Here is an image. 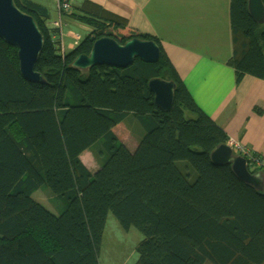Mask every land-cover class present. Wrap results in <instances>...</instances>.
Segmentation results:
<instances>
[{
    "label": "trees",
    "instance_id": "16d2710c",
    "mask_svg": "<svg viewBox=\"0 0 264 264\" xmlns=\"http://www.w3.org/2000/svg\"><path fill=\"white\" fill-rule=\"evenodd\" d=\"M65 1L61 14L92 29L68 51L47 7L15 0L44 35L35 65L44 83L23 77L18 47L0 38V264H100L110 213L142 233L135 264H264V188L212 162V150L230 138L196 102L160 38L133 35L157 42V62L75 68L98 38L125 42L108 28L126 21L87 0L73 8ZM230 16L236 80L263 78L264 24L248 0H231ZM154 77L176 83L168 111L149 88ZM121 122L135 133L134 151L114 132ZM89 148L100 159L93 172L81 159ZM43 184L64 198L59 214L33 197Z\"/></svg>",
    "mask_w": 264,
    "mask_h": 264
},
{
    "label": "crops",
    "instance_id": "0c3cea01",
    "mask_svg": "<svg viewBox=\"0 0 264 264\" xmlns=\"http://www.w3.org/2000/svg\"><path fill=\"white\" fill-rule=\"evenodd\" d=\"M53 1V4H47L38 0L39 4L48 8L51 25L61 18L62 27H71L70 36L62 41L63 49L68 51L81 40L80 35V40H76L78 35L74 36V30L84 29L90 35L92 29L65 18L58 0ZM68 1L73 8L86 0ZM87 1L126 21L127 26L124 29L117 27L116 33L124 32L129 36L150 33L160 38L167 55L199 106L226 130L230 139L264 158V77L247 75L238 82L235 68L229 64L234 49L231 0ZM62 35H65L63 28ZM114 132L130 150L137 148V139L136 145L128 143V132L123 134L125 138L128 136L126 141L116 132V127ZM90 152L93 155V148L85 150L81 159L93 172L100 161L96 166H93V161L89 163V158L87 160L85 157Z\"/></svg>",
    "mask_w": 264,
    "mask_h": 264
},
{
    "label": "water",
    "instance_id": "95a60500",
    "mask_svg": "<svg viewBox=\"0 0 264 264\" xmlns=\"http://www.w3.org/2000/svg\"><path fill=\"white\" fill-rule=\"evenodd\" d=\"M248 7L251 16L258 23L264 24L263 0H248ZM0 38L18 47L23 77L44 83L41 74L35 70L44 48V35L36 19L23 11L15 0H0ZM136 58L145 62H157L160 58L159 45L154 40L139 36L121 42L116 37L104 35L94 41L89 54L78 55L72 66L85 70L102 64L125 68L132 65ZM149 88L154 93L157 105L164 111L170 110L175 100V81L154 77L149 81ZM210 158L215 164L231 165L234 173L243 182L258 190L264 188L263 171L253 173L249 168L248 159L236 153L228 143H222L214 148Z\"/></svg>",
    "mask_w": 264,
    "mask_h": 264
},
{
    "label": "rangeland",
    "instance_id": "374dc122",
    "mask_svg": "<svg viewBox=\"0 0 264 264\" xmlns=\"http://www.w3.org/2000/svg\"><path fill=\"white\" fill-rule=\"evenodd\" d=\"M39 1H45V3L47 4H53L54 2L53 0H52L53 2L51 0H39ZM36 2H38V0ZM73 23H76V21H74ZM126 26L127 25L121 26V28L124 29ZM109 29L110 31L112 30L113 33H116L115 30H117L118 28L115 27V25H112L108 28V30ZM70 30L71 27H67V26L63 27V31L65 35L61 36L62 41L63 39H66L70 36L69 35ZM74 31H75L74 36L80 35L81 41L88 36V32L84 29L74 30ZM116 34L120 36L119 38L127 39V40L133 36V35L129 36L130 34H126L124 32L122 33L117 32ZM62 46H63V42H62ZM116 132L120 136H122L125 139V141L126 139H128V136L127 138H125L123 134H125V132H128L129 133L128 143H130L131 146L136 145L135 140L137 138L135 137V133H133L131 126L129 125L128 122H124L123 124L116 126ZM87 155L88 156H86L85 158L87 160L89 158V163L93 161L92 163L93 166H96L100 161L99 157L94 152L93 155L91 152L88 153ZM33 197L38 201H40L44 206H46L55 214H59L64 208V203H65L64 198L57 197L46 184H43L38 189H35L33 191ZM142 238H143L142 233L137 228L132 226L129 230L124 229L120 225L117 218L112 213H110L106 222L104 236H103L100 264H135L138 258L137 246Z\"/></svg>",
    "mask_w": 264,
    "mask_h": 264
},
{
    "label": "built area",
    "instance_id": "2783aa9c",
    "mask_svg": "<svg viewBox=\"0 0 264 264\" xmlns=\"http://www.w3.org/2000/svg\"><path fill=\"white\" fill-rule=\"evenodd\" d=\"M59 1V9L61 10L62 8L64 9H68L69 8V4L65 1V0H58ZM54 26H59L62 27L63 22L62 19H58L55 22H53ZM76 40L79 41L80 40V36H76ZM234 150L235 152H238V154L244 156L245 158L248 159L249 161V167L251 169H260V170H264V158L261 157L260 155L254 156L253 152L248 150L245 146H243L242 144H240L238 141L233 140V139H229L227 142Z\"/></svg>",
    "mask_w": 264,
    "mask_h": 264
}]
</instances>
